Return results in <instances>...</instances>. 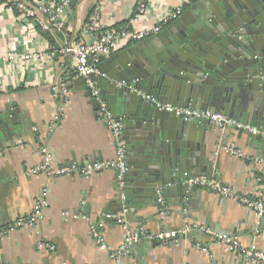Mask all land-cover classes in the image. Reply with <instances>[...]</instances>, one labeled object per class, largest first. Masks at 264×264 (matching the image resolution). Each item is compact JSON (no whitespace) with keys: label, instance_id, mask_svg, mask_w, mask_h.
Returning <instances> with one entry per match:
<instances>
[{"label":"crops","instance_id":"obj_1","mask_svg":"<svg viewBox=\"0 0 264 264\" xmlns=\"http://www.w3.org/2000/svg\"><path fill=\"white\" fill-rule=\"evenodd\" d=\"M218 1L209 0L204 7L209 10ZM182 3L183 0H149V14L144 19H136L137 0H74L66 11L64 28L72 33L73 43L90 41L92 37L85 27L96 11L109 29L123 24L145 29ZM200 3L202 0H196L185 6L158 34L171 37L181 17L187 21L196 17L198 9L192 8ZM51 34L33 27L32 23L17 21L15 15L0 4V111L10 108L15 121L12 123L15 135L0 151V226L31 213L41 190H48V204L38 226L18 229L0 238V263L113 264L109 250L92 237L88 220L65 219L63 213L82 212L96 221L104 213L120 214L124 205L128 209L125 218L129 226L147 232L175 230L191 220L207 225L216 233L235 235L245 247L254 244L264 250V216L259 219L236 200L204 186L195 187L193 194L183 200L172 186L152 185L154 178L150 174L159 169V165L156 158H152L153 145L147 143L146 135L138 134L136 128L125 126L124 131L130 165L125 200L114 169L101 170L88 177L28 174V167L42 161L43 148L52 151L55 166L113 160L116 153L109 128L98 118V98L91 95L84 84L82 88L65 89L76 78L68 76L73 71L74 56L63 54L65 39L58 36L52 39ZM154 36L126 45L115 54L124 55L130 48H142ZM10 50L18 53L17 60L5 59ZM35 51L42 52L43 56L26 61L25 53ZM115 54L105 57L101 63L106 73L111 71L109 60ZM60 83L66 90L64 97L59 96ZM97 85L98 97L108 103L104 100L109 97L108 84L103 87L97 82ZM102 90L104 96L100 95ZM245 107L255 111L257 104L247 101ZM114 111L117 117L127 118L122 102H115ZM250 116L251 113H247L245 118L237 119L254 121L255 117ZM208 127L211 131L203 132L202 144L204 152L214 162L216 180L234 187L240 194L264 199V143H253L250 135L240 130L229 128L223 134L211 124ZM224 145L243 149L251 159L228 154L221 148ZM254 158H258L257 164L252 162ZM159 193L168 206L165 215L161 214L157 201ZM101 220L100 233L106 247L117 249L125 238L124 227L116 220ZM41 242L50 243L55 249L39 248ZM123 264L246 263L239 253L213 236L191 233L176 246L139 242L123 258Z\"/></svg>","mask_w":264,"mask_h":264},{"label":"water","instance_id":"obj_2","mask_svg":"<svg viewBox=\"0 0 264 264\" xmlns=\"http://www.w3.org/2000/svg\"><path fill=\"white\" fill-rule=\"evenodd\" d=\"M208 1L192 8L198 9L193 20L181 17L171 37L157 34L151 38L154 46L147 41L142 48L115 54L109 60L111 71L106 73L100 65L101 73L94 76L96 83L108 84L109 97L104 100L114 114L115 102H122L125 126L138 129L153 145L152 158L159 169L150 174L152 185L172 186L183 200L197 187L188 190L183 184L187 179L217 178L214 162L202 144L203 132L211 128L207 122L185 121L159 110L143 93L177 107H211L235 119L251 113L254 121L242 122L264 128V0H219L207 10L204 3ZM57 36L65 39V47L73 43L67 28L53 32L50 38ZM68 76L76 75L70 71ZM83 84L89 91L80 77L65 89L82 88ZM59 89V96L64 97L62 83ZM247 101L257 104L255 111L247 110ZM13 114L10 108L0 111V151L15 135ZM147 120L151 123L144 124ZM240 131L248 133L253 143H264L263 137Z\"/></svg>","mask_w":264,"mask_h":264},{"label":"built area","instance_id":"obj_3","mask_svg":"<svg viewBox=\"0 0 264 264\" xmlns=\"http://www.w3.org/2000/svg\"><path fill=\"white\" fill-rule=\"evenodd\" d=\"M74 0H1V7L7 12L14 14L17 21L24 24L32 23L33 27H39L46 32H56L65 27L66 11ZM196 0H183L169 15L164 16L150 28L133 29L131 24L122 25L115 28H107L98 11L92 13L85 27L86 31L91 35L90 41H82L72 43L62 49L63 54L72 53L74 56L73 71L76 77L84 80L85 85L89 88L91 95L98 98V118L103 121L109 128L115 146V158L108 161H92L87 163H70L69 165L55 166L52 151L47 148L42 149L43 159L40 163L33 167H28V174H46L48 176H63L79 174L88 177L96 172L105 169H114L117 172V184L123 193V199H126L125 187L126 176L130 171V165L127 157V143L124 137L125 123L122 118L117 117L108 103L98 97L99 88L94 80V76L101 73L100 65L103 59L113 55L120 48L142 41L150 36L156 35L175 19L184 9L185 6L191 5ZM136 19H144L149 14V0H137ZM42 52H26L24 58L31 61L35 58H41ZM18 53L10 50L6 58L9 61L17 60ZM64 86V85H63ZM66 95V90L64 89ZM143 97L154 104L159 110L165 111L179 117L185 121H194L198 123L207 122L221 130L224 134L229 128L236 130H246L253 136H261L264 138V128L254 126L250 123L242 122L232 118L223 112L211 109H194L192 107H177L171 104L160 102L151 94H142ZM228 154L241 159H251L246 151L230 145L221 146ZM255 164L258 158H254ZM262 179L259 178V182ZM184 184L188 190L195 186H204L223 197L231 198L239 202L248 211L255 213L261 219L264 216V199L258 195H243L238 193L234 187L224 185L214 178L198 176L187 179ZM158 203L160 205L161 214H167L168 206L161 193L158 195ZM48 204V190L42 189L34 202L31 213L20 216L13 222L0 226V238L5 237L9 233L18 229L36 228L41 221L44 211ZM128 209L123 206L122 212L104 213L99 220H91L82 212L66 211L63 213L65 219H87L90 225L92 237L104 248L109 250V258L113 264H123V258L128 255L132 246L139 242L157 243L162 246L179 245L191 233H202L213 236L221 244L228 249L236 251L241 255L246 264H264V250L259 249L256 245L249 247L243 246L238 237L230 234H219L213 231L205 224L187 220L183 226L175 230H163L158 232H147L143 228L132 227L126 221V213ZM101 219L116 220L125 229V238L123 243L117 249L106 247L104 238L100 233L103 227ZM259 233L260 230L257 229ZM39 248L54 250V245L41 242ZM198 248H201L198 246ZM203 249V248H201ZM9 264V263H0Z\"/></svg>","mask_w":264,"mask_h":264},{"label":"trees","instance_id":"obj_4","mask_svg":"<svg viewBox=\"0 0 264 264\" xmlns=\"http://www.w3.org/2000/svg\"><path fill=\"white\" fill-rule=\"evenodd\" d=\"M123 25H125V24H123ZM117 27H119V26H117Z\"/></svg>","mask_w":264,"mask_h":264}]
</instances>
